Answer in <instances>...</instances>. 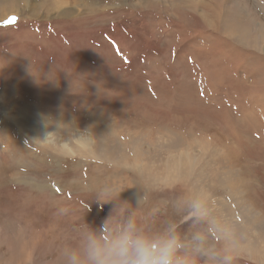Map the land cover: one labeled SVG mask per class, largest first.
<instances>
[{
  "label": "rangeland",
  "instance_id": "374dc122",
  "mask_svg": "<svg viewBox=\"0 0 264 264\" xmlns=\"http://www.w3.org/2000/svg\"><path fill=\"white\" fill-rule=\"evenodd\" d=\"M138 242L264 264V0H0V264Z\"/></svg>",
  "mask_w": 264,
  "mask_h": 264
},
{
  "label": "clouds",
  "instance_id": "9594fccd",
  "mask_svg": "<svg viewBox=\"0 0 264 264\" xmlns=\"http://www.w3.org/2000/svg\"><path fill=\"white\" fill-rule=\"evenodd\" d=\"M123 258L112 262V264H171L170 249H166L161 256L153 257L151 255V249L143 242H138L134 258L128 259L126 252L120 254Z\"/></svg>",
  "mask_w": 264,
  "mask_h": 264
},
{
  "label": "bare ground",
  "instance_id": "6f19581e",
  "mask_svg": "<svg viewBox=\"0 0 264 264\" xmlns=\"http://www.w3.org/2000/svg\"><path fill=\"white\" fill-rule=\"evenodd\" d=\"M84 144H86V143H84ZM181 159H182V158H181ZM167 161H168V164H169L167 170L170 169L169 171L174 172L173 174H176L178 171H180V170H182V169L185 168V165L182 164L181 160H179L178 158H177V160H176V158H175V159L171 158V159H169V160H167ZM165 166H167V165L165 164ZM188 167H190V166L188 165ZM169 171H168V172H169ZM184 173H186V172L184 171ZM184 175H185V174H184ZM186 179H187V178H186ZM200 183H201V182H200Z\"/></svg>",
  "mask_w": 264,
  "mask_h": 264
},
{
  "label": "snow or ice",
  "instance_id": "6c2138e0",
  "mask_svg": "<svg viewBox=\"0 0 264 264\" xmlns=\"http://www.w3.org/2000/svg\"><path fill=\"white\" fill-rule=\"evenodd\" d=\"M16 19H17V18H16L15 16H13V17H10V18H9V23H11V22H15V20H16ZM201 95H203V92H201ZM56 191H57V192H59V191H60V189H59V188H57V189H56Z\"/></svg>",
  "mask_w": 264,
  "mask_h": 264
}]
</instances>
